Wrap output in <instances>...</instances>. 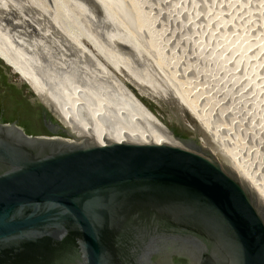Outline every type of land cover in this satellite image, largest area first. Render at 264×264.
Listing matches in <instances>:
<instances>
[{"label": "water", "instance_id": "obj_1", "mask_svg": "<svg viewBox=\"0 0 264 264\" xmlns=\"http://www.w3.org/2000/svg\"><path fill=\"white\" fill-rule=\"evenodd\" d=\"M19 80L49 135L0 117V264H264V202L198 137L101 145Z\"/></svg>", "mask_w": 264, "mask_h": 264}, {"label": "rangeland", "instance_id": "obj_2", "mask_svg": "<svg viewBox=\"0 0 264 264\" xmlns=\"http://www.w3.org/2000/svg\"><path fill=\"white\" fill-rule=\"evenodd\" d=\"M18 1L0 0L1 5L7 6L3 9L6 20L3 24L11 30L7 29L10 35H15V44L27 46L31 52H39L43 46L52 47L58 51L60 60L64 49L61 51L52 37L46 38V31L39 27L43 20L52 23L55 0ZM68 1L79 12L77 15L72 7L73 14L83 17L85 30L93 40L96 38L94 41L103 52L121 51L119 43L140 52L138 63L132 65L136 69L146 67L140 74L137 69L140 81L146 84L132 80L126 73L118 76L123 88L142 101L166 128H174L187 136L195 135L216 155L229 161L186 106L182 91L189 96L195 93L197 103H201L199 107L203 104L204 111H211L213 123L221 126L220 132L227 136L230 146L264 182V0H96L111 28L97 25L101 21L83 0ZM27 8L41 13L40 21L33 20ZM1 32L6 34V30ZM36 34L42 36L36 37ZM43 36L50 42L43 45ZM245 36L252 45L244 49L248 59L244 67L242 62H235L239 55L234 52L236 55L230 56L228 48L234 42L244 43ZM84 44L89 51H98L90 43ZM158 60L164 68L158 65ZM247 67L254 68L249 77L242 72ZM4 78L20 79L0 66L2 86ZM48 79H45L47 83L52 80ZM256 80L262 83L253 88ZM35 128L40 129V124Z\"/></svg>", "mask_w": 264, "mask_h": 264}, {"label": "bare ground", "instance_id": "obj_3", "mask_svg": "<svg viewBox=\"0 0 264 264\" xmlns=\"http://www.w3.org/2000/svg\"><path fill=\"white\" fill-rule=\"evenodd\" d=\"M18 2L20 3V0ZM55 3L56 10L51 14L54 27L51 22H47L42 18L43 21H40L41 13L36 12L37 10L27 9L30 10V17L33 20L39 19L37 20L40 21L39 27L46 31V38L52 37L54 39L53 43L55 42L56 46L61 48V51L64 49L62 52L64 56L61 55L62 58L60 56V60H58V51L52 49V47H46L45 49L43 46L39 52H31L27 51V46L15 44V35H10L8 31L11 30L5 29L6 24H3L5 23L3 9L7 6L5 4L6 7H4L0 4V58L11 66L16 74L29 83L32 90L50 105L60 120L70 127L77 136H87L101 145H105L109 141L120 143H174L175 140L168 129L142 101L126 88H123L124 85L118 76L126 73L132 80L146 84L144 80L143 83L140 81L141 77H138L137 73L138 71L139 74L143 73L146 67H138V71L134 67L138 63L137 56L140 52L137 49L132 52L126 51L120 46L121 43L118 44V49L121 51H114L113 54L103 52L98 46V42L95 43L96 38L93 40L85 30L83 17L73 14L75 10L74 6H72L73 11L71 10L72 2L55 0ZM80 6L83 7L81 4ZM75 12L77 14V11ZM77 15H79V12ZM96 24L100 27L105 25L102 21ZM55 29L59 31L58 34L61 37L58 36L59 38H57ZM5 30L6 34L1 32ZM7 38H9L8 41ZM48 40L44 37L42 44L48 43ZM243 41L245 42L241 45H239L241 42L231 43L228 49L231 50L229 51L230 56L235 53L239 55L236 56L237 60L235 59V62L238 64L242 62L245 67L248 59L244 49L246 50L250 40L248 36H245ZM84 42L90 43L92 48L94 47L98 51H89ZM235 49L237 51H233ZM158 63L159 66L161 65L164 68V64L160 60H158ZM253 69V67L243 68L242 72L249 77ZM170 76L174 77L173 74ZM44 77L52 80L47 83ZM260 81L254 83L255 86L252 87L255 88L259 83H262ZM180 86L183 88L182 85ZM182 92L184 93L182 95L186 106L192 110L194 116L212 137L214 144L219 145L222 154L229 160L230 165L264 202V182L260 176L246 162H243L234 148L230 146L227 136H223L220 132L223 131L220 130L221 126L219 127V125L213 123L211 111H204L203 104L199 107L201 103H197L195 93L193 94L190 91L192 95L189 96L185 91ZM123 96H128V98L125 99Z\"/></svg>", "mask_w": 264, "mask_h": 264}, {"label": "flooded vegetation", "instance_id": "obj_4", "mask_svg": "<svg viewBox=\"0 0 264 264\" xmlns=\"http://www.w3.org/2000/svg\"><path fill=\"white\" fill-rule=\"evenodd\" d=\"M0 117L4 123H15L30 135H49L45 127L43 106L20 80L5 79L3 86L0 85ZM49 117L50 114H47L46 118ZM36 124H40V129L35 128Z\"/></svg>", "mask_w": 264, "mask_h": 264}]
</instances>
